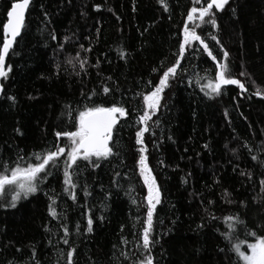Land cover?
<instances>
[{
    "label": "trees",
    "instance_id": "16d2710c",
    "mask_svg": "<svg viewBox=\"0 0 264 264\" xmlns=\"http://www.w3.org/2000/svg\"><path fill=\"white\" fill-rule=\"evenodd\" d=\"M12 2L0 0V45ZM207 2L31 1L0 80V161L25 166L36 162L33 153L63 146L66 138L57 141L55 133L74 131L88 107L122 106L127 115L118 119L107 159L91 158L98 166L80 159L70 170V192L61 157L40 191L15 207L0 206V264H67L70 250L73 264H139L148 255L141 239L147 196L137 164L141 146L160 190L150 231L153 264H242L232 244L264 237V98L254 94L264 92V0L213 8L215 30L187 20L192 7ZM185 27L195 28L217 60L221 48L229 53L230 75L244 91L228 85L218 96L205 95L201 85L214 79L215 64L198 41L179 57ZM178 58L177 75L138 145L143 95ZM10 198L0 194V204Z\"/></svg>",
    "mask_w": 264,
    "mask_h": 264
},
{
    "label": "snow or ice",
    "instance_id": "6c2138e0",
    "mask_svg": "<svg viewBox=\"0 0 264 264\" xmlns=\"http://www.w3.org/2000/svg\"><path fill=\"white\" fill-rule=\"evenodd\" d=\"M162 6H165L164 0H158ZM196 3H200V0H195ZM229 3V0H208L205 7H192L187 13V20L192 21L194 18H198L202 23L211 24L213 30L216 29V19L212 12H220L224 10L225 5ZM30 0H13L10 10L7 11V20L2 24V45H0V77H6L7 73L5 69V56L9 53L14 40L20 35L21 29L25 20V13L29 7ZM166 7V6H165ZM198 14V16H197ZM205 17L209 19L205 20ZM200 27V25H196ZM183 39L179 42V57H183L187 47H192L191 41H198L200 47L204 52L208 54L209 58L215 64L214 79L202 84L201 88L207 89L205 95L212 98L213 95H220L224 86L235 85L244 91V85L240 83L238 79L233 78L230 75L231 69L225 62L228 59L229 53L221 48L223 53V60H217L216 56L209 50L208 44L204 42L200 35L197 34L195 28L189 29L185 27L182 32ZM55 39V36H53ZM211 40H215L217 43V37L215 35L210 37ZM123 58V52L120 53ZM78 57V54H77ZM71 63L72 61H68ZM86 60L80 63V69L83 70ZM180 65V59L178 58L175 63L167 67L162 75L159 77V82L152 88L147 94L143 95V110L142 114L138 116L137 123L141 125L136 132V144L142 145V137L149 131L148 122L152 119L160 106L162 99L161 94L165 88L169 86V81L177 75V67ZM156 71V69H153ZM79 74V73H77ZM245 73L241 70L240 75ZM104 93H108L109 89L105 87ZM255 95L264 98V92L259 89L254 93ZM9 99H13L9 97ZM89 99H91L89 97ZM127 115L126 110L122 106H91L79 112L76 120L74 131H57L55 133L57 141L61 137L66 138V143L61 146L60 144L54 145V150H48L44 153H33L35 163H27L25 166H21L19 160L16 162V166L6 164L0 161V194H10V200L4 204H0L3 207H15L16 202L20 199H27L30 195L36 194L40 191V184H42L49 175H51V168L58 167V163L61 157L64 158V171H63V184L65 185L64 191L70 192L75 188V183L72 180V172L79 168L78 160L83 159L89 161L93 166H98L91 158L95 157L96 161L101 159H107L112 154V148L109 141L112 139L113 127L117 124L120 117ZM247 147V145H245ZM139 159L137 161L139 167L140 177L143 180L144 187L147 189L146 200V220L142 228L141 239L142 247L145 252L148 253L139 264H153V258L151 256V243L150 231L153 221V213L160 203V190L156 186V181L152 176V172L146 162L145 148L141 146L139 149ZM22 160L23 158H19ZM253 160H256V156H252ZM264 166V164H262ZM243 175V173H241ZM264 185V181H262ZM87 195V193H85ZM225 197L229 196L228 192H225ZM75 200V195L70 196ZM52 200V205L55 204V200ZM211 203V201H210ZM49 206V215L53 219H57V213L55 208ZM230 221L235 224L242 223L236 218L228 217ZM92 220H88V231H91ZM65 237L69 235V229L66 225L63 226ZM231 231V229H230ZM249 235L255 236V233H249ZM225 239H228L226 236ZM126 243V241H124ZM63 243L68 244L69 240L64 239ZM247 249L250 254H245L241 251L238 244H232L231 251H234L239 260L243 264H264V238L257 237L254 243H248ZM127 259V257H125ZM67 264H73V251L67 252Z\"/></svg>",
    "mask_w": 264,
    "mask_h": 264
},
{
    "label": "rangeland",
    "instance_id": "374dc122",
    "mask_svg": "<svg viewBox=\"0 0 264 264\" xmlns=\"http://www.w3.org/2000/svg\"><path fill=\"white\" fill-rule=\"evenodd\" d=\"M264 238V237H262ZM255 241L249 242V243H254ZM247 242H243L242 244H239L241 251L245 252V254H250V251L247 249ZM243 264V262H241Z\"/></svg>",
    "mask_w": 264,
    "mask_h": 264
},
{
    "label": "water",
    "instance_id": "95a60500",
    "mask_svg": "<svg viewBox=\"0 0 264 264\" xmlns=\"http://www.w3.org/2000/svg\"><path fill=\"white\" fill-rule=\"evenodd\" d=\"M31 1H32V0H30V3H31ZM29 5H30V4H29ZM9 10H10V9H9ZM27 10H28V8H27ZM27 10H26V13H27ZM26 13H25V17H26ZM22 28H23V27H22ZM21 31H22V29H21ZM20 34H21V33H20ZM19 36H20V35H19ZM19 36H17L16 39H17ZM16 39L14 40L13 45H14ZM13 45H12V47H13ZM12 47H11V48H12ZM9 52H10V50H9ZM8 54H9V53H8ZM8 54L5 56V61H6V59H7ZM5 61H4V64H5ZM1 78H2V77H0V80H1ZM117 124H118V121H117ZM117 124H116V125H117ZM116 125H114L113 130H114V128H115ZM112 134H113V133H112ZM109 143H110V141H109Z\"/></svg>",
    "mask_w": 264,
    "mask_h": 264
}]
</instances>
